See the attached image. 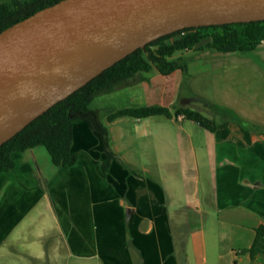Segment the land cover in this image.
<instances>
[{
	"label": "crops",
	"instance_id": "obj_1",
	"mask_svg": "<svg viewBox=\"0 0 264 264\" xmlns=\"http://www.w3.org/2000/svg\"><path fill=\"white\" fill-rule=\"evenodd\" d=\"M174 58L186 74L153 69L120 87L137 89L127 108L172 117L106 119L117 155L107 177L103 140L84 121L71 168L43 146L14 154V170L0 174V264H264L247 252L264 227V42Z\"/></svg>",
	"mask_w": 264,
	"mask_h": 264
},
{
	"label": "water",
	"instance_id": "obj_2",
	"mask_svg": "<svg viewBox=\"0 0 264 264\" xmlns=\"http://www.w3.org/2000/svg\"><path fill=\"white\" fill-rule=\"evenodd\" d=\"M264 21V0H63L0 33V147L146 45Z\"/></svg>",
	"mask_w": 264,
	"mask_h": 264
},
{
	"label": "trees",
	"instance_id": "obj_3",
	"mask_svg": "<svg viewBox=\"0 0 264 264\" xmlns=\"http://www.w3.org/2000/svg\"><path fill=\"white\" fill-rule=\"evenodd\" d=\"M63 0L14 1L0 5V33L25 20L40 10L53 6ZM264 42V21L222 26L189 28L162 37L129 55L100 76L89 82L79 91L58 103L44 115L36 119L22 132L0 147V174L13 171L16 163L15 153L25 152L43 146L50 154L53 163L64 169L74 166L78 158L72 152L74 143V124L86 122L104 143L105 159L99 165L100 174L108 176L112 162L117 159L111 147L109 128L102 122L98 110L91 109L94 99L101 94L111 93L125 85L138 74L156 69L169 76L176 71L187 73V66L174 56L179 52L216 49L223 53L250 52ZM178 117L199 124L214 132L217 123L201 112L188 108H178ZM152 116L172 117L169 109L159 106L133 107L122 109L108 115L113 122L122 117L143 119ZM254 260L264 254V227L257 229L252 247L247 251Z\"/></svg>",
	"mask_w": 264,
	"mask_h": 264
},
{
	"label": "rangeland",
	"instance_id": "obj_4",
	"mask_svg": "<svg viewBox=\"0 0 264 264\" xmlns=\"http://www.w3.org/2000/svg\"><path fill=\"white\" fill-rule=\"evenodd\" d=\"M14 1L17 0H0V5L11 4ZM18 1L27 2L31 0H18ZM188 58H189L188 56H185L184 59H188ZM186 89L187 88H184L185 93L187 92ZM136 91L137 89L120 88L111 93L98 95L94 99L90 107L93 110H98L101 114L102 122L106 123L107 115L110 112H113L114 110L117 109L132 107L134 105L132 104L130 98L133 96V94Z\"/></svg>",
	"mask_w": 264,
	"mask_h": 264
},
{
	"label": "built area",
	"instance_id": "obj_5",
	"mask_svg": "<svg viewBox=\"0 0 264 264\" xmlns=\"http://www.w3.org/2000/svg\"><path fill=\"white\" fill-rule=\"evenodd\" d=\"M181 118H183V116Z\"/></svg>",
	"mask_w": 264,
	"mask_h": 264
}]
</instances>
